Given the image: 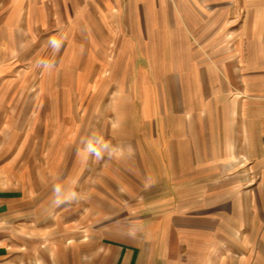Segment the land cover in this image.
<instances>
[{
  "label": "rangeland",
  "instance_id": "rangeland-1",
  "mask_svg": "<svg viewBox=\"0 0 264 264\" xmlns=\"http://www.w3.org/2000/svg\"><path fill=\"white\" fill-rule=\"evenodd\" d=\"M262 82L264 0H0V201L47 250L264 264V195L248 257L227 253L229 202L264 183L228 148Z\"/></svg>",
  "mask_w": 264,
  "mask_h": 264
},
{
  "label": "crops",
  "instance_id": "crops-1",
  "mask_svg": "<svg viewBox=\"0 0 264 264\" xmlns=\"http://www.w3.org/2000/svg\"><path fill=\"white\" fill-rule=\"evenodd\" d=\"M255 88L256 97L263 100L264 86ZM253 111L254 117L246 116L248 112ZM233 114L240 115L236 120L240 122V125L233 131L232 128L229 130L233 132L229 134V161H234V163L246 161L245 168L240 164L243 168L241 171L247 170L249 173L256 170L257 162L262 164L264 169V105L252 109L240 107ZM248 125L251 126L248 127ZM259 140H261V150L258 146L260 143L257 142ZM251 148L256 155L252 153ZM233 149L236 150L234 159L231 156ZM247 151H249V155ZM253 154L254 157H252ZM247 190L252 192L250 195L248 194V203H245L244 197H242L244 192L241 193L239 202L233 203L232 200L229 202V218L227 220L229 222L227 227H238L237 230L233 229L234 233L231 230L228 231L227 253H246V258L251 250L245 247L242 241L246 240L248 244L257 242L256 230L259 225L252 217L256 214L249 201H252L257 207L261 205L260 197L264 195V183L263 181L252 183L246 188V192ZM234 211L239 213V219H235ZM52 238L53 236L48 237L51 239L48 240L49 245L55 244V239ZM35 239L36 236L25 234L24 228H17L15 221L9 216L7 204L0 201V264H170L171 260L167 250L159 252L151 247L143 250L141 247L132 246L130 240L126 243L104 242L103 240L86 243L66 240V245L62 247V250H58L55 246L47 250L44 246L39 245L38 241L34 245ZM150 240L152 241V236L149 242ZM252 248L256 251L255 247ZM243 258L246 259L245 256ZM241 260L243 259L241 258Z\"/></svg>",
  "mask_w": 264,
  "mask_h": 264
},
{
  "label": "clouds",
  "instance_id": "clouds-1",
  "mask_svg": "<svg viewBox=\"0 0 264 264\" xmlns=\"http://www.w3.org/2000/svg\"><path fill=\"white\" fill-rule=\"evenodd\" d=\"M60 191H61V188H60V186H59V185H57V186H56V188H55V192H56L57 194H59V193H60ZM72 195L74 196V195H75V193H72Z\"/></svg>",
  "mask_w": 264,
  "mask_h": 264
}]
</instances>
